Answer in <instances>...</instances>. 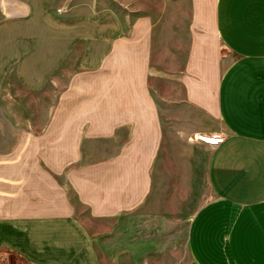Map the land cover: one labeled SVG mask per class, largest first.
<instances>
[{
    "label": "crops",
    "instance_id": "1",
    "mask_svg": "<svg viewBox=\"0 0 264 264\" xmlns=\"http://www.w3.org/2000/svg\"><path fill=\"white\" fill-rule=\"evenodd\" d=\"M145 3L92 15L77 13L72 0H0V101L15 84L63 93L66 77L74 87L84 75L109 80L110 94L96 101L103 115L55 117L58 126L91 125L85 136L57 126L56 154L122 157L0 162V256L26 264H264V0ZM7 120L15 133L27 122ZM66 133L89 147L65 151ZM201 135L224 141H196ZM150 158L175 180L185 172L189 188L206 181L180 246L162 247V215L145 211Z\"/></svg>",
    "mask_w": 264,
    "mask_h": 264
},
{
    "label": "rangeland",
    "instance_id": "2",
    "mask_svg": "<svg viewBox=\"0 0 264 264\" xmlns=\"http://www.w3.org/2000/svg\"><path fill=\"white\" fill-rule=\"evenodd\" d=\"M132 0H72L71 7L77 13H89L92 15L99 14L105 11H113L120 13L122 9L121 3H129ZM135 1V0H134ZM146 0H141V4H146ZM83 75V74H82ZM118 79V80H116ZM112 82V81H111ZM119 83V76L113 77V83ZM65 91L60 93L53 86L52 90L43 93H32L19 88L16 84L12 85L11 90L4 94L0 101V162H9V159H16L17 162L27 163H49V164H87L95 162H112L122 163V157L119 156H104V155H57V128L65 126L66 132L76 127L83 136L88 135L91 125L88 124H72L65 123L59 125L55 122V117L58 114L67 117L72 116H95L103 115L96 101L105 100L110 94L107 84L110 81L94 80L90 76H82L80 83L75 87L72 80L66 77ZM76 90V91H75ZM64 101V107L63 102ZM73 100L86 101L84 107H74ZM90 102V104L88 103ZM59 105V107H58ZM77 106V105H76ZM97 106V107H96ZM8 117H16L17 121H26L24 124H17L20 128L15 133L8 124ZM6 122V123H3ZM58 126V127H57ZM90 127V128H89ZM20 130V131H19ZM76 132L79 135V132ZM27 133V136L24 134ZM70 132V133H71ZM29 134H32V139ZM66 133L64 141L65 151H70L75 146L85 144L88 148V140H72ZM63 144V142L61 141ZM41 147V148H40ZM81 147V146H80ZM33 149L32 155L17 154L11 156L13 150L18 149ZM37 149H45L48 154H36ZM13 153V152H12ZM20 153V152H19ZM167 160V157L165 158ZM180 163L184 164L183 158H178ZM152 158H150V168L146 171V180L149 181L150 188H146V204L145 211H155L161 213V234L162 247L170 245L177 241L180 246L184 238L189 219L193 211L196 210L194 204L195 192L207 191V185L204 177L199 179L200 189L192 188L187 185L190 181H186L185 172H177L176 180L174 177L164 170L167 166H163L162 161L157 168H153ZM183 166V165H181ZM189 176V175H188ZM174 179V180H173ZM189 179V178H188ZM194 193V194H193ZM172 215V216H170ZM171 217V219H169ZM0 264H26L20 257L14 254L0 256Z\"/></svg>",
    "mask_w": 264,
    "mask_h": 264
},
{
    "label": "built area",
    "instance_id": "3",
    "mask_svg": "<svg viewBox=\"0 0 264 264\" xmlns=\"http://www.w3.org/2000/svg\"><path fill=\"white\" fill-rule=\"evenodd\" d=\"M195 140L199 141V142H204V143H207L210 145H218V144L223 143V141H224V139L219 135L213 136L211 138H207V137L201 135V136H197L195 138Z\"/></svg>",
    "mask_w": 264,
    "mask_h": 264
}]
</instances>
